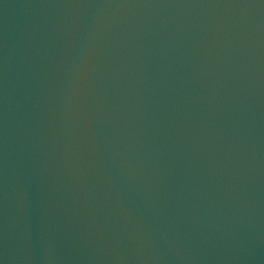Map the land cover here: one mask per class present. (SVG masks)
I'll use <instances>...</instances> for the list:
<instances>
[{
    "label": "water",
    "instance_id": "water-1",
    "mask_svg": "<svg viewBox=\"0 0 264 264\" xmlns=\"http://www.w3.org/2000/svg\"><path fill=\"white\" fill-rule=\"evenodd\" d=\"M0 264H264V0H0Z\"/></svg>",
    "mask_w": 264,
    "mask_h": 264
}]
</instances>
